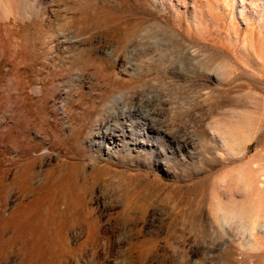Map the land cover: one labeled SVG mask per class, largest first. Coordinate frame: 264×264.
<instances>
[{"label":"rangeland","instance_id":"1","mask_svg":"<svg viewBox=\"0 0 264 264\" xmlns=\"http://www.w3.org/2000/svg\"><path fill=\"white\" fill-rule=\"evenodd\" d=\"M16 5L0 264H264V0Z\"/></svg>","mask_w":264,"mask_h":264},{"label":"bare ground","instance_id":"2","mask_svg":"<svg viewBox=\"0 0 264 264\" xmlns=\"http://www.w3.org/2000/svg\"><path fill=\"white\" fill-rule=\"evenodd\" d=\"M4 2H5V5L8 7V9L10 8V10L11 9H13V11H14V9L15 8H17V5H16V0H4ZM3 3V2H2ZM4 4V3H3ZM2 9V8H1ZM15 10H17V9H15ZM1 11V10H0ZM111 138H113V137H111ZM110 138V139H111Z\"/></svg>","mask_w":264,"mask_h":264}]
</instances>
